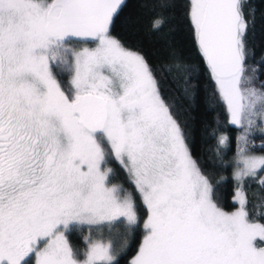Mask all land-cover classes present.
<instances>
[{
    "label": "snow or ice",
    "instance_id": "snow-or-ice-1",
    "mask_svg": "<svg viewBox=\"0 0 264 264\" xmlns=\"http://www.w3.org/2000/svg\"><path fill=\"white\" fill-rule=\"evenodd\" d=\"M125 7L126 0H0V264H117L141 217L132 194L110 184V157L146 210L130 264H264V223L250 218L239 190L235 210L216 202L145 57L111 34ZM243 7L187 5L229 123L242 129L237 181L264 170V156L248 148L253 127L264 132V92L249 86ZM163 23L156 18L153 28ZM228 140L221 135L218 145ZM121 224L124 233L113 237ZM85 226L84 247L75 248L69 233Z\"/></svg>",
    "mask_w": 264,
    "mask_h": 264
},
{
    "label": "trees",
    "instance_id": "trees-1",
    "mask_svg": "<svg viewBox=\"0 0 264 264\" xmlns=\"http://www.w3.org/2000/svg\"><path fill=\"white\" fill-rule=\"evenodd\" d=\"M243 4L249 24L246 34L249 86L264 92V0H243ZM187 5L188 0H126V7L112 26L111 34L145 57L162 98L184 132L193 158L213 184L216 202L224 210H232L236 207L232 201L234 191L240 188L247 199L250 218L264 223V185L261 184L264 170L243 181L232 177L233 156L242 129L229 123L226 107L194 43ZM156 18L164 21L159 30L153 28ZM221 135L229 138L226 146L218 145ZM249 141L250 153L264 155V132L259 126L250 131ZM111 161L114 169L110 182L119 181L131 191L141 217L139 226L127 236V247L116 257L117 264H129L143 237L142 220L146 218V210L123 168ZM124 231L125 225L121 224L111 235L118 237ZM103 233L105 239L109 238L107 227ZM85 235H88L86 226L69 233V240L75 248L83 249Z\"/></svg>",
    "mask_w": 264,
    "mask_h": 264
},
{
    "label": "rangeland",
    "instance_id": "rangeland-1",
    "mask_svg": "<svg viewBox=\"0 0 264 264\" xmlns=\"http://www.w3.org/2000/svg\"><path fill=\"white\" fill-rule=\"evenodd\" d=\"M90 47H94L95 45H89ZM70 79V77H68L67 78V81ZM217 88V87H216ZM228 119H229V115H228ZM260 120L259 119H257V125H260ZM260 128V127H259ZM236 152H237V145H236ZM250 153V152H249ZM251 155H255V156H264V155H262V154H257V153H250ZM235 159H236V154L233 156V162H234V168H233V171H232V173H233V178H234V171L236 170V167H235ZM111 160H113L114 162H116L121 168H123L122 166H121V164L119 163V161H117L114 157L112 158V159H110L109 158V160H108V163H107V165H106V167L107 168H110L112 171H111V173H110V176L113 174V169L114 168H112V161ZM123 170L125 171V173H126V175H127V177L129 178V175H128V173H127V171L123 168ZM259 171V170H258ZM109 176V177H110ZM130 179V178H129ZM110 184H114V185H118V186H122L124 189H126L125 188V186L121 183V182H119V181H116V182H110ZM133 184V183H132ZM133 186H134V184H133ZM134 189H135V186H134ZM128 192H130L131 193V191L130 190H128V189H126ZM238 190L242 193V191H241V189L240 188H237L235 191H234V194H233V197H232V201H233V203L236 205V207L235 208H237L239 205H238V203H235L234 202V200H235V198H236V196H237V192H238ZM244 195V194H243ZM235 208H233L232 210H225V211H233V210H235ZM143 238V237H142ZM142 238H141V240H142ZM140 240V241H141ZM136 253V252H135ZM135 255V254H134ZM133 255V256H134ZM132 256V257H133ZM132 257H131V259H132ZM131 259H130V261H131ZM130 264V263H129Z\"/></svg>",
    "mask_w": 264,
    "mask_h": 264
},
{
    "label": "flooded vegetation",
    "instance_id": "flooded-vegetation-1",
    "mask_svg": "<svg viewBox=\"0 0 264 264\" xmlns=\"http://www.w3.org/2000/svg\"><path fill=\"white\" fill-rule=\"evenodd\" d=\"M69 76L67 75V74H65L64 76H63V78H65V81H63L64 83H67V78H68ZM60 77H58V79H59ZM63 80V79H62Z\"/></svg>",
    "mask_w": 264,
    "mask_h": 264
}]
</instances>
